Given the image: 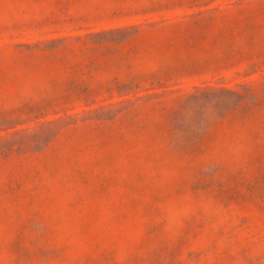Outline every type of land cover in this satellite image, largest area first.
Segmentation results:
<instances>
[{"label": "rangeland", "instance_id": "rangeland-1", "mask_svg": "<svg viewBox=\"0 0 264 264\" xmlns=\"http://www.w3.org/2000/svg\"><path fill=\"white\" fill-rule=\"evenodd\" d=\"M0 264H264V0H0Z\"/></svg>", "mask_w": 264, "mask_h": 264}]
</instances>
